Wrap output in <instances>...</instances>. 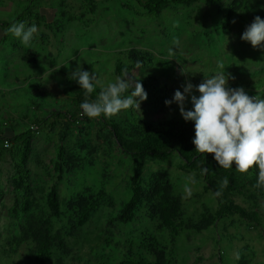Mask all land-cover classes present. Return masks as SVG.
Segmentation results:
<instances>
[{"label":"rangeland","instance_id":"obj_1","mask_svg":"<svg viewBox=\"0 0 264 264\" xmlns=\"http://www.w3.org/2000/svg\"><path fill=\"white\" fill-rule=\"evenodd\" d=\"M94 1L97 4L92 13L80 0H0V130L22 117L26 126L35 130L27 162L32 206L26 214L16 215L14 211L12 163L9 157L0 158V264H27L35 242L24 229L45 219L51 223L53 237L52 255L45 264H95L100 254L108 256L109 264H116L129 253L153 259L144 246L146 237L156 242V249L171 264H264V196L249 187L230 193L234 203L258 213L259 226L235 214L172 239L145 203L137 208L131 222L121 223L114 219L130 196L134 165L110 128L100 117L67 125L65 117L47 116L48 122L56 121L51 128L35 122L51 106H57V99L69 100L65 81L77 66L96 74L104 86L125 72L140 82L156 79L158 84L172 88L167 100H173L177 89L183 92L188 82L198 85L205 77L221 72L228 77L229 87H243L248 95L261 94L264 48H253L241 35L256 16L264 19V0H224L219 6L195 0L169 6L155 19L126 9L123 3L127 0ZM37 13L46 19H38ZM19 22H25L26 27L35 24L39 30L31 48H25L7 31ZM174 38L179 39V46L173 44ZM132 47L151 51L155 58L119 74L117 62L125 67L131 64L121 50ZM219 62H223V69ZM38 87L45 88L46 94L31 92ZM145 91L147 99L140 102L139 109L135 107L142 117L157 119L180 112L175 101L156 108L151 92L148 88ZM130 94L131 89L124 95ZM192 94L199 96L195 88ZM33 99L38 110L32 107L21 115ZM185 108H193L190 95ZM112 118L124 122L129 118L128 110ZM2 141L0 138V145ZM59 142L66 158L60 179L55 167ZM143 163L144 187L148 188L155 177H162L180 199L183 223L202 224L203 216L217 210V193L197 173L184 169L178 155L166 161L143 159ZM186 183L191 195L185 192ZM52 184H56L61 203L59 218L49 217L47 194ZM83 195L102 198L88 222L76 227L71 213Z\"/></svg>","mask_w":264,"mask_h":264},{"label":"trees","instance_id":"obj_2","mask_svg":"<svg viewBox=\"0 0 264 264\" xmlns=\"http://www.w3.org/2000/svg\"><path fill=\"white\" fill-rule=\"evenodd\" d=\"M193 1L195 0H127L123 5L126 9H131L141 16L155 19L169 6L185 5ZM203 1L209 5L219 6L224 0ZM80 3L85 10L94 13L96 1L80 0ZM25 11L28 14L27 8ZM36 17L42 20L46 19V16L39 13H37ZM4 24L7 25L6 23ZM121 52L126 55L131 64L129 67H125V65L117 62L116 72L119 74L124 73L132 65L145 66L152 63L155 58L151 51L137 47L121 50ZM66 79L65 82L68 87L65 92L71 97L69 100L66 98L63 100L57 99L55 101L56 107L53 108L51 106L44 117L35 118L38 126L47 128L54 126L56 121L48 122L47 116L65 117L68 121L67 125L78 123L87 117L84 114L82 116L79 115L80 105L85 99L84 90L80 88L76 80L71 79V75L66 77ZM93 83L95 84V91L90 95V100H95L101 90V86L95 82ZM141 83L144 90L148 88L151 92L150 99L153 100L156 108H160L172 96V88L158 84L156 79H153V81L145 80ZM31 92L44 95L46 94V89L38 87ZM253 94L264 98V87L261 94L257 92ZM32 107L35 110L39 108L34 99L29 100L21 115H26ZM128 113L129 118L124 122H116L114 118H105L103 115L100 117L104 124L110 128L118 146L131 157L134 165L130 176V196L114 220L121 223L131 222L137 208L145 203L149 212L159 220L163 228L169 231L172 239H176L187 230H200L217 219L235 214L239 215L243 220L252 223V226L261 224V218L258 213L247 211L242 206L234 203L230 197L231 192H240L247 187L260 196H264V188L257 189L254 187L258 180V168L253 167L249 173L241 174L236 171L235 165L227 170L221 168L212 154L202 155L197 153L195 145L192 143L195 137V122L191 120L185 121L180 112L169 117L157 119L142 117L135 107H130ZM21 119L13 125L9 124L4 131L0 130V138L3 139V145H0V158L9 157L13 167L11 185L14 192V211L16 215L17 212H20V214L28 213L32 206L30 170L27 162L35 130L26 126L23 117ZM4 140L8 142V146H4ZM55 150V167L59 173L58 179H60V175L63 173L62 166L66 165L65 148L59 142ZM173 154L178 155L183 160L184 169L197 173L208 188L219 193L217 195V210L213 215L203 216L205 220L202 224L182 222L180 199L172 193L171 186L162 177H155L148 188L143 185V159L166 161ZM205 168H207V172H204ZM225 178L228 179L229 183L227 187H222V181ZM101 198L100 195H83L77 199L71 213L74 226H82L88 222L91 212L97 208ZM47 203L50 208L49 217L59 218L62 212L56 184H52L48 191ZM247 225L250 227L249 224ZM24 232L35 242L34 249L29 253L27 264H45L50 260L53 248L50 221L45 219L41 222L28 224ZM143 241L146 243L144 244L145 249L148 252H152L153 259L142 255L133 256L129 253L116 264H171L169 258L159 249H156L157 244L154 240H151V237H146ZM129 244L132 245L133 241H129ZM59 245L62 246L61 241H59ZM98 258L99 260L97 259L95 264H109V258L106 254H100Z\"/></svg>","mask_w":264,"mask_h":264},{"label":"clouds","instance_id":"obj_3","mask_svg":"<svg viewBox=\"0 0 264 264\" xmlns=\"http://www.w3.org/2000/svg\"><path fill=\"white\" fill-rule=\"evenodd\" d=\"M7 31L19 39L25 48H31L34 37L39 34L35 24L26 27L25 22L13 23ZM241 39L249 42L253 48H264V19L256 16L246 26ZM173 44L179 46V39L174 38ZM218 67L223 69L225 66L219 62ZM71 79L76 80L84 90L85 99L80 107L83 114L92 119L101 115L111 118L130 107L139 109L140 102L147 99L142 83L127 72L104 86L96 74L77 66L71 73ZM94 81L100 84L101 90L95 100H90V95L95 91ZM194 88L199 96L192 94ZM130 89L131 94L124 95ZM189 95L192 110L185 108ZM173 101L179 105L185 121L195 122L192 143L197 153L212 154L221 168L227 170L235 165L236 171L241 174L249 173L253 167L258 168V180L254 187L264 188V98L248 95L243 87H229L228 77L221 72L205 77L198 85L188 82L183 86V92L177 89L173 100H166L165 104L170 105ZM204 172H207V168ZM187 180L194 183L192 177ZM228 183L225 178L222 187H227ZM185 192L191 195L187 183Z\"/></svg>","mask_w":264,"mask_h":264},{"label":"built area","instance_id":"obj_4","mask_svg":"<svg viewBox=\"0 0 264 264\" xmlns=\"http://www.w3.org/2000/svg\"><path fill=\"white\" fill-rule=\"evenodd\" d=\"M254 96V94L252 95ZM79 115L82 116L83 115V110L82 108L80 107V112H79ZM4 146H8V142L4 140Z\"/></svg>","mask_w":264,"mask_h":264}]
</instances>
